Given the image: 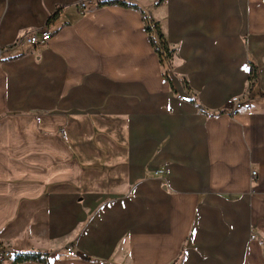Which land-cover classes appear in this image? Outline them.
<instances>
[{
	"label": "crops",
	"instance_id": "obj_1",
	"mask_svg": "<svg viewBox=\"0 0 264 264\" xmlns=\"http://www.w3.org/2000/svg\"><path fill=\"white\" fill-rule=\"evenodd\" d=\"M81 1L0 0V244L264 264V0H127L177 49L170 80L139 9Z\"/></svg>",
	"mask_w": 264,
	"mask_h": 264
},
{
	"label": "trees",
	"instance_id": "obj_2",
	"mask_svg": "<svg viewBox=\"0 0 264 264\" xmlns=\"http://www.w3.org/2000/svg\"><path fill=\"white\" fill-rule=\"evenodd\" d=\"M105 5H121L128 8H135L141 11L143 19L145 21V28L149 34V40L158 54L160 63L165 69V76L170 80V72L174 68V59L177 54V49L173 48L168 42L165 34L162 30L161 24L159 21H156L153 17L149 16L144 10H142L138 5L131 3L127 0H104L98 3L99 7ZM60 11H56L50 17V20L57 19L59 17ZM255 79L254 72H250L249 76V86L252 85L253 80ZM199 107H201L199 105ZM202 110L204 108L201 107ZM27 260H35L45 264L49 263V253L30 251V252H22L16 253L13 256V262H23ZM1 263V261H0Z\"/></svg>",
	"mask_w": 264,
	"mask_h": 264
},
{
	"label": "built area",
	"instance_id": "obj_3",
	"mask_svg": "<svg viewBox=\"0 0 264 264\" xmlns=\"http://www.w3.org/2000/svg\"><path fill=\"white\" fill-rule=\"evenodd\" d=\"M78 8L81 14L86 13L87 11L86 1L85 0L81 1L78 5ZM52 35L53 33L50 29L35 30V31L26 33L23 36H21V38L18 39V43L19 44L28 43V44L35 45V46L43 45L51 39ZM225 105L232 113H234L235 111L242 108L243 103L241 102L238 96H231L226 100ZM165 172H166L165 170L160 171L161 174H165ZM251 175L252 177L255 176L256 171H252ZM66 252L69 256H73V257L79 255L74 245H69L66 249ZM80 255L83 258H87L89 256L88 253L86 252H81ZM12 256H14V254L8 248H5L4 246L0 245V261L1 262Z\"/></svg>",
	"mask_w": 264,
	"mask_h": 264
},
{
	"label": "rangeland",
	"instance_id": "obj_4",
	"mask_svg": "<svg viewBox=\"0 0 264 264\" xmlns=\"http://www.w3.org/2000/svg\"><path fill=\"white\" fill-rule=\"evenodd\" d=\"M83 1V0H82ZM150 16V15H149ZM1 245V244H0ZM1 246H4V245H1ZM5 247V246H4ZM6 248V247H5Z\"/></svg>",
	"mask_w": 264,
	"mask_h": 264
}]
</instances>
